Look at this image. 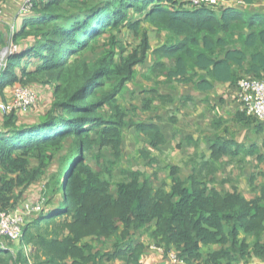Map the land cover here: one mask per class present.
Segmentation results:
<instances>
[{
	"label": "trees",
	"instance_id": "16d2710c",
	"mask_svg": "<svg viewBox=\"0 0 264 264\" xmlns=\"http://www.w3.org/2000/svg\"><path fill=\"white\" fill-rule=\"evenodd\" d=\"M240 1L248 6L255 0ZM217 10L191 6L189 0H32L31 17L13 41L32 39L33 44L9 56L0 70L1 97L17 86L36 94L35 86L51 88L49 107L37 111L38 121L19 123L21 112H13L2 114L0 126V212L13 211L42 169L55 158L60 162V173L52 175L42 194L40 212L22 226L21 244L35 249L32 264H141L146 246H123L124 241L130 232L147 234L153 223L149 237L154 245L174 251L184 264H245L252 257L264 261V182L257 188V176H250L248 183L258 193L247 200L236 185L215 178L223 154L255 157L257 168L264 167V153L255 145L245 149L217 139L209 161L193 164L185 180L171 167L170 183L163 181L158 188L152 184L156 173L140 170H121L124 179L114 180L113 171L123 161L124 129L144 138L139 159L149 168L158 164L150 149L166 144L157 124L136 123L118 104L151 50L143 26L164 30L170 38L169 44L152 50L147 81L164 78L205 92L213 87L211 81L235 86L243 77L264 80V15ZM121 29L138 40L130 51L114 33ZM106 36L107 49L87 57ZM199 72L207 79L196 81ZM156 94L146 92L143 110L154 99L163 101ZM39 99L37 94L32 111ZM92 160L101 169L94 170ZM89 237L112 242V252H92L88 243L80 246ZM213 244L218 249L204 255L201 249ZM2 245L6 247L0 241V264H28L23 250Z\"/></svg>",
	"mask_w": 264,
	"mask_h": 264
},
{
	"label": "crops",
	"instance_id": "0c3cea01",
	"mask_svg": "<svg viewBox=\"0 0 264 264\" xmlns=\"http://www.w3.org/2000/svg\"><path fill=\"white\" fill-rule=\"evenodd\" d=\"M21 0H6L1 6L0 11V51L4 48V43L7 41L8 27L12 22H16L17 29L23 25V22L30 15L24 17L17 16V5ZM233 8L246 13H261L264 15V0H255L253 4L245 6L240 0H224L217 7V11ZM149 35L151 50L148 52L145 64L136 68L135 79L127 85V93L123 98H118L119 106L124 110H129V117L136 123L154 122L159 126L163 134L166 144L158 149H150L151 157L158 162L152 168L145 166L139 159V151L144 147V138L136 134L133 129H124L123 141V166L121 170L135 171L140 170L147 174L156 173L157 181L152 180L155 188L160 187L161 182L170 183L168 179L170 168H177V177L181 180L187 179L193 170V164H199L211 159L212 147L216 140L222 142H231L243 146L245 149L255 145L260 153H264V128H257V124L241 114L242 108L237 97L236 88L229 83H217L211 81L212 88L205 92L195 90L193 84H179L176 82L166 83L164 78L145 80L144 75H149L148 68L151 67L154 61L152 50L157 49L162 45L169 44L170 38L166 31L156 30L143 26ZM119 31L117 39L121 41L123 33ZM130 33L128 30H126ZM116 34V33H115ZM137 43L138 40L136 39ZM136 43V44H137ZM33 44L32 39L18 40L16 45L19 50H23L26 46ZM135 44V46H136ZM167 66H172L173 62L162 61ZM144 79H142V78ZM152 77H150L151 79ZM207 79L204 72H199L196 81ZM155 83H158L155 86ZM38 97L40 86H35ZM13 88L6 89L3 97L0 96V103H10L13 98ZM155 91L159 99L152 100L149 108L143 110L142 100L146 97V92ZM36 94V95H37ZM35 111H30V113ZM37 112V111H36ZM21 112L18 115V122L25 123V118H28ZM29 113V114H30ZM244 113V112H243ZM247 116V115H246ZM38 118V116L36 115ZM36 118V119H37ZM159 119V121H157ZM22 120V122H20ZM34 121H38L34 120ZM2 125V114L0 113V126ZM141 161V162H140ZM218 168L216 180L221 182L227 180L229 183L236 185L238 191L247 200L255 198L258 192L252 190L248 183V179L252 174L257 176L255 187H259L264 182V167L258 166L255 157H244L242 154L231 159L229 155L222 156L221 160L216 163ZM188 187V186H186ZM214 187H217L215 185ZM169 188H166L168 191ZM248 192V193H247ZM249 195V196H248ZM123 227H119V233ZM155 230L154 223L149 226V231L146 234L144 230L130 232L125 238V245L133 243H142L146 246L145 240L149 241V245L143 250L141 256V264H184L181 262H173L171 257L175 252L170 250L166 253L163 248L154 245L150 239L149 233ZM142 232V233H141ZM243 236L240 235V238ZM264 238V232L261 235ZM92 238H86L81 241L80 246L88 243L91 246L92 252L98 249L94 247ZM96 242V241H94ZM248 243L253 242V238L247 240ZM109 243V249L105 253L112 252V242ZM96 245V244H95ZM218 245H210L201 249L205 255L208 251L218 249ZM25 256V253L23 252ZM106 264H122L120 261H111ZM245 264H264V261L255 258H248Z\"/></svg>",
	"mask_w": 264,
	"mask_h": 264
},
{
	"label": "built area",
	"instance_id": "2783aa9c",
	"mask_svg": "<svg viewBox=\"0 0 264 264\" xmlns=\"http://www.w3.org/2000/svg\"><path fill=\"white\" fill-rule=\"evenodd\" d=\"M191 6L210 5L219 7L224 0H189ZM32 0H23L17 8V16L24 17L31 12ZM17 30L16 22L8 27L9 45L7 50L0 54V70L5 66L6 59L18 52L17 45L13 44V37ZM5 51V52H4ZM237 97L240 101L242 111L264 123V80L240 78L236 85ZM37 95L31 89L24 86H17L13 91V98L10 103H0V113L8 115L13 112H26L36 102ZM24 219L20 211L0 212V237L8 238L11 241L19 240L22 236ZM3 246V245H2ZM2 248H6L3 246ZM173 262H181L176 256H172Z\"/></svg>",
	"mask_w": 264,
	"mask_h": 264
},
{
	"label": "rangeland",
	"instance_id": "374dc122",
	"mask_svg": "<svg viewBox=\"0 0 264 264\" xmlns=\"http://www.w3.org/2000/svg\"><path fill=\"white\" fill-rule=\"evenodd\" d=\"M145 30H147V28ZM114 33H116V35L119 34V32H114ZM123 33H125V34H124V36H122L121 41H123V43L124 42L126 43V45H124V46L127 48V51H130L132 48L135 47V44L137 43L136 38L134 37V35L132 33H128L126 30H123ZM146 34H147L148 41H149V35L151 34V31L147 32ZM118 36H121V35H118ZM0 39H2L1 33H0ZM5 39L7 41L4 43L5 46L0 51L1 53L3 52L4 49L6 51L8 48V45H9L10 40H9L8 32H7V36ZM13 44H14V41H13ZM15 44H16V42H15ZM107 44H108V37L107 36L99 39L97 41V43L95 44V48H96L95 51L92 53L88 52L87 57L90 58V57H92V55L99 54L100 52H102V50L107 49L106 48ZM40 87H41V89H39V95L43 96V98H42V101H41V99H39V102L36 106V111H38V112L47 109L49 107V103H50V99H51V88L49 86H43V85H41ZM32 110L33 109L28 110L27 113L25 114L28 117V118H25V121L32 122V121L38 119L36 117V115H37L36 111L30 113V111H32ZM20 122H22V120ZM103 152H104V155H107L108 151L105 152L103 150ZM121 164L123 166V164H124L123 161ZM91 165L93 166L94 170L101 169V167L96 164V161L92 160ZM120 171H121V167L119 169H115L113 171L115 181L124 179V177L121 176ZM42 173L43 174L39 175V178L37 179V181L32 186L28 187L22 193L20 200L13 207V211L14 210L20 211V213L24 219V226L27 223H29L30 221H32L33 218L35 217V215L40 212V209L43 206L42 194L45 191L46 186L51 182L52 175L60 173V162H59V160L57 158H55L49 165H47L44 169H42ZM114 183L115 182H113L112 184H114ZM52 202L54 204H56V202L54 200ZM89 238H92L94 241H96V242L92 241V244L94 243L93 244L94 247L97 248L100 252L105 253L106 251H108V249H109V243L108 242L105 244L98 243L94 237H89ZM0 241H2V243H4L6 245V247L7 246L11 247L16 251L23 250L22 252L25 253V256L24 255L23 256L25 257V260L28 262V264L33 263L32 257H33V253L35 252V249L31 245H29V244H26V245L23 244L22 245L20 242L21 240H16V241H11L8 239L3 240L2 237H0ZM145 242L147 243L146 246L149 245L148 240H145ZM110 248L113 249V246L111 245ZM11 252H13V250H11ZM106 263H108V262H105V260H103V264H106Z\"/></svg>",
	"mask_w": 264,
	"mask_h": 264
}]
</instances>
